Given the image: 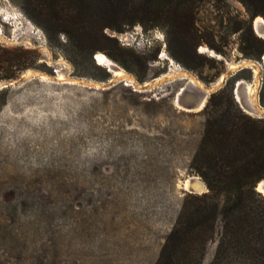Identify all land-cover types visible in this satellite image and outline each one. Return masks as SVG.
<instances>
[{"label":"rangeland","instance_id":"374dc122","mask_svg":"<svg viewBox=\"0 0 264 264\" xmlns=\"http://www.w3.org/2000/svg\"><path fill=\"white\" fill-rule=\"evenodd\" d=\"M195 5L196 51L205 59L189 68L167 52L160 27L107 30L121 48L111 46L112 57L45 33L18 0H0V79L29 69L38 75L4 88L9 94L0 107V264H37L43 256L55 264L154 262L181 197L189 193L184 182L194 177L203 188L192 194L207 191L188 169L202 108L176 106L175 94L187 78H154L177 67L216 91L226 81L232 84L238 70L230 65L251 60L258 66L256 104L264 107V49L259 59L240 51L247 24L264 41L247 5L240 0H195ZM98 53L129 78L110 74ZM228 68L232 75L220 81ZM57 73L68 80H58ZM237 79L251 83L252 67L242 65ZM21 243V256L29 261L17 259L14 244ZM214 247L207 245L201 264H209Z\"/></svg>","mask_w":264,"mask_h":264},{"label":"trees","instance_id":"16d2710c","mask_svg":"<svg viewBox=\"0 0 264 264\" xmlns=\"http://www.w3.org/2000/svg\"><path fill=\"white\" fill-rule=\"evenodd\" d=\"M240 1L247 5L250 19L258 14L264 17V0ZM18 3L45 33L62 35L69 45L79 49L101 50L114 57L111 46L121 48L107 30L122 32L140 24L163 29L167 52L185 67L193 68L205 59L196 51L200 40L194 25L195 0H18ZM240 41L244 56L259 59L264 41L253 35L249 24L241 31ZM204 42L223 53L211 42ZM130 56L133 61L138 60L137 55L130 53ZM240 71L232 75V84L227 86L226 81L223 87L210 93L198 111L203 117L202 130L188 169L202 179L207 191L185 193L181 197L174 222L152 264H201L210 242L215 247L209 264H264V196L255 190V184L264 180V118L249 116L235 101L232 90ZM8 94V89L0 90V107ZM263 97L264 79L260 88L262 102ZM162 100L159 98L157 102ZM87 185L88 181L81 189ZM14 247L19 250L17 259L29 261L21 256L22 243ZM51 260L43 256L37 264H55Z\"/></svg>","mask_w":264,"mask_h":264},{"label":"water","instance_id":"95a60500","mask_svg":"<svg viewBox=\"0 0 264 264\" xmlns=\"http://www.w3.org/2000/svg\"><path fill=\"white\" fill-rule=\"evenodd\" d=\"M256 16H254L251 21H252V26H253V20ZM254 29V26H253ZM255 30V29H254ZM237 70L242 68V64L240 61L237 62ZM107 71L111 73V71L106 68ZM233 70L228 68L226 70V75L224 76L223 80L227 75L231 76ZM29 76H38L37 74H31ZM28 76H25L24 73H20L17 77L15 78H6V79H0V90L8 87H16L20 85ZM215 90H211L210 88L206 87L203 85V87H198L192 82H189L188 80L185 82L183 86L179 88V90L175 94V104L176 106L180 107L183 110L186 111H191L197 108H202L207 100V97L209 96L210 93H212ZM186 93V94H185ZM185 96H188L189 98H185ZM233 96L235 101L239 104L241 109L245 112H253L252 106L250 105L246 93V83L243 80H237L234 84L233 88ZM201 105V106H200ZM200 106V107H199ZM194 177H188V184L185 186V190L189 193H195L199 192L201 190H196L194 186L192 185ZM262 181V180H260ZM259 181V182H260ZM264 181V180H263ZM257 182L255 184V190L259 193H261L264 196V187L258 188Z\"/></svg>","mask_w":264,"mask_h":264},{"label":"bare ground","instance_id":"6f19581e","mask_svg":"<svg viewBox=\"0 0 264 264\" xmlns=\"http://www.w3.org/2000/svg\"><path fill=\"white\" fill-rule=\"evenodd\" d=\"M253 26L254 29L259 33V34H264V20L257 16L254 18L253 20ZM1 35V34H0ZM201 49L204 51L206 50V48L201 47ZM212 52V51H211ZM47 54V53H46ZM97 60L100 63H105L107 64L106 67H108V69L112 72H114V76L115 78H118L120 76L125 77V78H129V76L119 67H115L109 60L108 58L102 54V53H98L96 55ZM171 64H173V61L170 59ZM263 61H264V56H263ZM242 65H247V66H251L253 69V81L251 83H247L246 82V93H247V97H248V101L250 103V105L252 106V110L254 113H256L257 115H262L264 114V107L261 108L256 104V89H257V85H258V66L251 60H243L241 61ZM237 65H230V68H235ZM24 73V72H23ZM35 73L34 71H31L30 69L27 70L24 75L25 76H29L31 74ZM38 73V72H37ZM113 74V73H112ZM42 78H46L45 75L43 74H39ZM47 75V74H46ZM39 76V77H40ZM172 76H181L182 78H187L190 82H192L193 84H195L198 87H203L202 83L195 77L193 76L191 73L187 72L184 69L181 68H171L168 72L164 73L163 75H161L158 78H154V82H157L163 78H169ZM223 76L221 75L219 76V80H223ZM58 80H68L67 77H65V75H62L61 73H57V77ZM56 80V79H55ZM146 83V82H145ZM96 85V84H95ZM188 98V97H187ZM201 106V105H200ZM199 106V107H200ZM187 180V179H186ZM187 181L184 182V185L187 186ZM192 185L194 186V188L196 190H202L203 188V183L199 180L196 179L193 181ZM260 187H264V181H260L258 184V188ZM264 191V189H263Z\"/></svg>","mask_w":264,"mask_h":264},{"label":"built area","instance_id":"2783aa9c","mask_svg":"<svg viewBox=\"0 0 264 264\" xmlns=\"http://www.w3.org/2000/svg\"><path fill=\"white\" fill-rule=\"evenodd\" d=\"M262 60H263V58H262ZM262 65H263V67H264V61L262 62Z\"/></svg>","mask_w":264,"mask_h":264}]
</instances>
